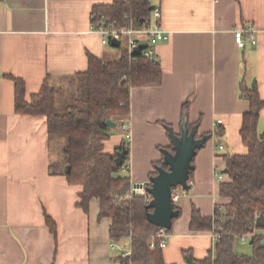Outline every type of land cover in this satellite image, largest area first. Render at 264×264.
I'll return each mask as SVG.
<instances>
[{
	"label": "crops",
	"instance_id": "crops-1",
	"mask_svg": "<svg viewBox=\"0 0 264 264\" xmlns=\"http://www.w3.org/2000/svg\"><path fill=\"white\" fill-rule=\"evenodd\" d=\"M111 2L0 0V264H118L117 251L110 246L109 218H98L96 198L84 213L76 206L81 186L50 173L55 153L46 119L16 113L14 82L8 77L24 81L29 99L46 77L54 83L84 71L87 53L116 59L120 52L101 42L91 21L94 5ZM150 2L160 7L167 37L153 48L161 84L130 88V113L123 122L128 124L131 184L148 181L153 163L162 158L159 147L170 144L160 122L179 132L184 102L189 103V121H198V134L223 129L196 151L190 188L174 202L180 213L172 221L163 258L187 264L184 250L200 260L214 247L211 231L189 229L191 208L210 216L229 201L219 194L220 183L229 180L223 154L247 151L240 127L249 102L240 96V82L254 79L264 100V0ZM246 24L255 28L256 42L239 48L233 31ZM261 120L264 106L258 126ZM125 136L118 128L104 141V150L113 152ZM45 214L55 221L56 235Z\"/></svg>",
	"mask_w": 264,
	"mask_h": 264
},
{
	"label": "trees",
	"instance_id": "trees-1",
	"mask_svg": "<svg viewBox=\"0 0 264 264\" xmlns=\"http://www.w3.org/2000/svg\"><path fill=\"white\" fill-rule=\"evenodd\" d=\"M150 6V0H112L108 4H96L92 7L91 21L96 24L103 15L105 19L112 18L120 24L147 26ZM8 77L14 82L16 113L46 119L48 142L52 152H57L50 162V173L64 175L68 184L81 186L76 206L84 213H88L92 198L98 200V218L107 217L110 220V239L129 241L131 255L125 262L177 264L164 261L163 248L157 245L159 239L155 236L159 227L146 219L145 204L151 198L150 195L147 192L144 195L132 194L130 177L122 173V165L129 159L127 137L113 152L104 150V141L110 138L118 124L130 113V88L161 84L162 69L156 59L148 60L142 52L130 58L125 48L113 60H104L87 53V68L61 79L68 93V100L62 109L57 107L58 90L49 77L29 99L25 98L24 81L11 75ZM239 89L240 96L249 102V109L243 113L240 127V137L247 151L243 154H223L229 180L220 183L219 194L229 201L216 206L210 216H203L194 206L191 208L189 229L209 230L217 235L213 250L200 260L193 259L190 250L182 252L184 258L190 256L197 264H264V233L256 232L258 227L255 226L256 217L264 216V138H260L258 130L264 100L259 96L256 84L251 86L240 82ZM188 108L189 103L186 101L181 107L180 130L186 127L188 131L195 130V138L206 136L208 139L214 133H223V129H219L214 133L198 134V121H189ZM106 120L113 121L114 125H108ZM160 124L166 130L170 144L159 147L162 158L153 163L150 176L156 173L157 166L162 165L167 169L162 164L163 152L173 153L172 141L180 135V131L175 132L171 124L163 121ZM60 138H63V142ZM55 142L57 145L54 149ZM123 148L126 150L123 162L117 165L116 152ZM67 165L70 166L68 172ZM191 165L189 188L193 159ZM125 172H128V168ZM188 189L176 186L173 192L181 194ZM173 206L179 215L180 209L175 204ZM44 219L51 233L56 235L55 221L47 214ZM165 231L169 233L171 228ZM243 235L248 237L250 254L238 253L234 249L236 240ZM151 240L156 243L154 248L148 246Z\"/></svg>",
	"mask_w": 264,
	"mask_h": 264
},
{
	"label": "water",
	"instance_id": "water-1",
	"mask_svg": "<svg viewBox=\"0 0 264 264\" xmlns=\"http://www.w3.org/2000/svg\"><path fill=\"white\" fill-rule=\"evenodd\" d=\"M153 5L150 6L152 9ZM111 45L117 47L118 40L112 39ZM144 47L138 44L133 49V55L138 54V50ZM255 80L251 81V86ZM108 125H114L111 120H106ZM195 130L188 131L186 127H182L179 137H175L173 143V153L163 152L162 165L156 167V173L149 177L144 183H133L134 187L144 186V190L150 195V199L145 204L146 219L158 226L159 228L169 229L172 226L173 218L178 216V211L174 209V203L171 201L172 189L181 186L188 189L189 171L192 167L191 161L196 154V150L201 148L208 139L206 136L195 138ZM260 138H264V131L259 133ZM126 150L123 148L116 152L115 163L121 165ZM70 170V166H66V172ZM227 173V169L224 170ZM148 209H151L150 211ZM225 212V210H223ZM255 226L264 229V216L258 215L255 219ZM187 264H197L190 256L186 258Z\"/></svg>",
	"mask_w": 264,
	"mask_h": 264
},
{
	"label": "built area",
	"instance_id": "built-area-1",
	"mask_svg": "<svg viewBox=\"0 0 264 264\" xmlns=\"http://www.w3.org/2000/svg\"><path fill=\"white\" fill-rule=\"evenodd\" d=\"M92 28L99 32L101 36V42L103 44H110L112 39H116L118 40V46H120L123 40L124 48L126 49L130 58L133 56L134 47H136L138 44H143L144 47L138 50V52H142V55L146 59L153 60L154 46L167 37L165 30L161 26V10L158 5H153L150 14V21L147 26L134 27L133 25H124L112 18L106 17L105 19L104 16L101 15V21L96 24L92 23ZM233 38L234 42L239 48H243L247 41L251 44H255V28L251 24L237 27L233 31ZM121 129L127 131L128 124L126 122H122ZM219 147H222V145ZM127 168L128 161L122 165V171H126ZM216 176L220 177L221 174L216 172ZM131 193L144 195L146 194V191L144 190V186L134 187L132 184ZM179 195V193L173 192L172 189L171 201L174 203L178 199ZM165 230V228H159L158 232L155 234V236L159 239L157 241V245L162 248L166 244L168 235ZM212 236L214 240L217 238V235L214 233H212ZM240 238L241 240H245L248 237L243 235ZM122 242L111 240L110 246L112 249H116L117 257L124 259L123 261H118V264H131L130 261L125 262V259H128V257L131 255V246L129 245V241H127L126 245L122 244ZM148 246L150 248H154L156 246L155 241H149Z\"/></svg>",
	"mask_w": 264,
	"mask_h": 264
},
{
	"label": "rangeland",
	"instance_id": "rangeland-1",
	"mask_svg": "<svg viewBox=\"0 0 264 264\" xmlns=\"http://www.w3.org/2000/svg\"><path fill=\"white\" fill-rule=\"evenodd\" d=\"M111 48H114L115 51L120 52V50L124 48V41L122 40V43H121L120 47H111ZM54 85L56 86V88H57V90H58V93H57V107H58L59 109H62V107L64 106V104H65L66 101L68 100L67 86H66V84H65L64 82H62V81L54 82ZM121 123H122V122H120V123L118 124V126L115 128V130H117L118 128L121 129ZM258 127H259V129H260V132L264 131V121H263V120L260 121ZM121 131H122L125 135H127V137L129 136L128 131H124V130H122V129H121ZM59 140H60L61 142H63V138H60ZM53 145H54V149H55L57 143L55 142V143H53ZM159 151H160V150H159ZM54 153H55V154H53L54 156H53L52 159L55 158V155H56L57 152H54ZM122 173H128V172H123V171H122ZM126 243H127L126 240H124V241L122 242V244H125V245H126ZM234 249H235L236 252H239V253H244V254H250V253H251V247H250V245H249V242H248V241H242V240H240V239H237V240H236L235 245H234Z\"/></svg>",
	"mask_w": 264,
	"mask_h": 264
}]
</instances>
